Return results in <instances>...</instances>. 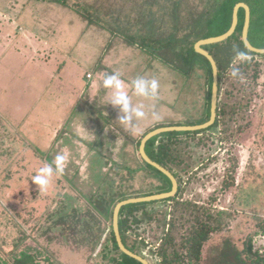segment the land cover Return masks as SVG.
<instances>
[{
  "label": "rangeland",
  "instance_id": "1",
  "mask_svg": "<svg viewBox=\"0 0 264 264\" xmlns=\"http://www.w3.org/2000/svg\"><path fill=\"white\" fill-rule=\"evenodd\" d=\"M68 1L0 0V255L8 264H16L22 251L33 255L34 264H118L122 254L111 239L113 217L102 208L114 209L111 201L119 199L120 191L143 195L160 183L154 173L140 169L143 132L206 115L208 74L200 65L187 73L185 60L175 51L186 50L213 30L210 20L224 0ZM244 2L257 7L254 0ZM85 9L92 13L89 21L80 12ZM262 11H256L255 20ZM260 22L264 27V19ZM250 39L255 42L253 35ZM206 46L218 55L213 44ZM150 48L158 49V56ZM228 52L232 60L223 73L221 100L229 113L210 131L181 135L192 139V146L180 142L172 152L184 180L179 198L224 211L222 228L205 243L201 264H212L227 239L244 257L264 254V55L246 53L248 59L239 62L234 49ZM64 55L71 57L69 68L79 60L78 84L84 92L76 95L67 85L56 84L54 93L63 96L49 100L50 89L39 95L32 91L35 86L41 93L51 76L60 73ZM109 56L117 68L104 72L100 64ZM127 56L132 60L123 67L118 62ZM233 66L240 69L242 80L231 76ZM114 72L125 78L132 103L143 104L146 113L134 129L121 133L114 123L107 125L111 111L100 113L99 105L94 116L95 110L85 111L82 102L94 84L95 93L104 94L103 77ZM137 77L158 81L155 99L134 94L130 85ZM30 92L35 94L33 103L27 100ZM68 98L77 105L65 110L61 103ZM153 112L159 120L152 118ZM57 154L67 155L64 170L41 190L32 179ZM149 209L152 219L141 213L137 222L129 217L128 241L151 264H164L161 248L172 228L174 201L156 202ZM186 230L187 225L180 233ZM183 246L180 238L171 243L168 257L174 251L184 256ZM186 263L187 258L181 264Z\"/></svg>",
  "mask_w": 264,
  "mask_h": 264
},
{
  "label": "trees",
  "instance_id": "2",
  "mask_svg": "<svg viewBox=\"0 0 264 264\" xmlns=\"http://www.w3.org/2000/svg\"><path fill=\"white\" fill-rule=\"evenodd\" d=\"M56 1L61 2L65 5L69 2L68 0H56ZM240 1H245V0H224L221 3L218 10L216 11V18L210 20V24H214L213 25L214 28L211 27L213 30L209 31V33H207L200 39L213 36V35H219L229 30L233 22L234 7ZM246 1L248 2V0ZM254 1L257 7L256 9L251 8L252 17L254 18V20H252L251 22L249 38L253 35L256 43L253 42L251 39L250 41L255 46L264 47V27L260 26L261 24L260 21L264 19V0H254ZM259 4L261 5L260 9L258 8ZM262 9H263L262 11L263 13L260 14L258 16V19L255 20L256 11L258 10L259 12V10L261 11ZM80 12L88 19V21L91 20L92 13L88 12L86 9ZM245 17H246V10L245 8L242 7L239 11V24L237 26L235 33L227 39L226 44L228 45L222 44L221 45L222 47H220L219 44L221 43L213 44L216 47V50H217L216 52L218 53V55H215L212 51H210V49L207 46H204L214 55L218 63V67H219L220 90H219L218 114H217L215 123L212 126L202 129V130L167 131V132H164V133H161L159 135L152 137L146 144V151L150 155V157L154 159L155 161L159 162L160 164H162L163 166H165L166 168H168L178 178V182H179L178 192L173 197L162 199V200L127 204L122 207L121 212H120L119 227H120V232L123 237V240L125 244L131 250L138 252L136 245H132L128 241L127 229L129 226L128 225L129 217L133 216L135 221L137 222L140 219L138 218V216L140 215L139 213H141L142 217L151 216L150 219H152L154 215L150 214L152 212L149 209L150 204H154L160 201L162 202H168L171 200L174 201V210H172L173 217L172 219H170V223H169L172 228L165 235L164 240H163L164 243L162 244L164 245V247L161 248V254L163 255L164 264H181L185 262L186 258L188 259V263L186 264H201L202 252H203V247L205 243L212 237L213 233L217 232L218 229L222 228V224H220V222L222 221L221 216L224 213L222 209H218L213 206H206L203 204H199L195 202L194 200H185V199L181 200L179 198L181 193L183 192L184 180L182 176H180L179 172L175 169L176 168L175 166H177L176 159L178 158V156L176 155L174 157L172 152H173V149L178 147V144L180 142L185 143L186 147L187 146L191 147L193 144V141L192 139H188L189 136L207 132L217 127L218 125L221 124V122H223L222 116L225 117L229 113L226 110L227 103L225 104L221 100L223 73L225 72V70L227 69L228 65L231 63V60H232L231 53L228 52L229 49L231 50L234 49L235 51L238 50L244 53H252L254 55L259 54V53L251 51L243 41L242 31L244 28ZM125 37L127 38L128 43L132 42L130 40L131 35L129 36L125 35ZM197 41L198 40L193 42L192 45L189 46L186 50L183 49V50H180L179 52L175 51L177 52L176 55L181 56L183 60H185L188 66L185 70V71H188L187 73L191 72L196 66L200 65L201 67L205 68L208 74L209 93H208V100H207L208 103H207L206 115L201 120H197L192 123H186L185 125L204 123L208 121L211 116L213 68H212V65L209 59L203 54L196 51L195 44ZM152 49L153 48H150L148 50L149 51L151 50L150 53H153L154 55L158 56L156 53L158 52V49H154V50ZM159 57L167 61L165 57L163 56H159ZM175 66L177 68H180L178 67V65H175ZM100 67L105 68V66H102V65ZM60 72H62V70H60ZM113 118H114V114H113ZM111 124H113L117 128V130L120 131V133L122 131H126L125 127L122 126L119 123V121H117L116 119L113 122H111ZM157 127H160V125L159 126L155 125V126L150 127L148 130L144 131L142 135L144 136L147 132ZM141 130L142 128L133 130V135L136 132H140ZM181 135H187L188 138L180 139ZM177 162H180V161H177ZM140 169L148 170L150 173H154L155 177L160 181V183L156 185L150 191L141 192L140 194L149 195V194L158 193L162 191H170L172 189L173 184H172L171 179L166 174H164L162 171H160L158 168L148 163L144 159H143V165L140 166ZM129 170L131 173H134L136 171L135 169H129ZM133 194L134 193H132L131 195ZM131 195L128 194V191H120L118 192L119 199L116 200L115 198H113L114 200L112 199L111 203L114 202L116 206V204L120 200L131 197ZM133 196H138V195H133ZM212 202L213 200H211V203ZM102 212L107 216L110 215L111 217H113L114 209L113 208L110 209V206L105 205L102 208ZM167 216H168V213H165L164 214V217H165L164 226L167 225ZM186 225H187V230H186L187 233L185 232V234H181L180 231L184 227H186ZM263 231H264V224H263ZM179 238L182 244L184 245L183 246L184 250L186 251V254H184L185 258L182 254H178L176 251L173 252L174 256L169 258L168 257V253H169L168 247L171 243L177 241ZM111 239H113L114 241V244H115L114 246L118 250H120L122 254L121 258L119 259L118 264H143L141 261L129 256L128 254H126L120 249L118 245L117 237L114 231V227H113V219H112V225H111ZM225 242L223 245L218 247L217 254L212 264H257V263L264 264V254H260L259 252L256 251L254 252V255H256V259L254 258L249 259L247 257H244L242 252L239 251L235 245H231L228 239ZM252 250H253L252 245H249V251L251 252ZM0 264H8V260L4 259L1 255H0ZM16 264H34L33 255L29 254L26 251H22L21 256L16 258Z\"/></svg>",
  "mask_w": 264,
  "mask_h": 264
},
{
  "label": "water",
  "instance_id": "3",
  "mask_svg": "<svg viewBox=\"0 0 264 264\" xmlns=\"http://www.w3.org/2000/svg\"><path fill=\"white\" fill-rule=\"evenodd\" d=\"M242 7L245 8L246 10L245 23H244V28L242 32L243 41L251 51L259 53V54H264V47L255 46L250 41L249 34H250V27H251V20H252V11L248 3L244 1H240L234 7L233 22L229 30L219 35H213V36L202 38L198 40L195 44L196 51L206 56L211 62V65L213 68V85H212L210 119L204 123L193 124V125H169V126H162V127L160 126V127L154 128L150 130L149 132H147L141 140V144H140L141 156L143 157L145 161H147L148 163L158 168L160 171H162L164 174H166L171 179L172 184H173L172 189L170 191H162V192L153 193L149 195L131 196V197L120 200L114 208L113 227H114V231H115L120 249L126 254H128L129 256L141 261L143 264H151V263L142 254L131 250L123 241V237L121 235L120 227H119L121 209L123 206L130 204V203L149 202V201L162 200V199L173 197L178 192V189H179L178 178L173 174L172 171H170L168 168H166L165 166H163L162 164H160L159 162L155 161L154 159L150 157V155L146 151V144L152 137L159 135L161 133L167 132V131H196V130H202V129L208 128L215 123L217 114H218L219 90H220L219 67H218V63L214 55L204 46L225 41L235 33L237 26L239 24V11Z\"/></svg>",
  "mask_w": 264,
  "mask_h": 264
},
{
  "label": "clouds",
  "instance_id": "4",
  "mask_svg": "<svg viewBox=\"0 0 264 264\" xmlns=\"http://www.w3.org/2000/svg\"><path fill=\"white\" fill-rule=\"evenodd\" d=\"M235 59L236 61L244 62L248 59V56L246 53L237 50ZM231 76L233 78L243 79L240 69L235 66L231 68ZM130 86L136 96L145 99H155L159 88L156 79H148L145 77H137L131 82ZM102 87L106 90H110L107 104H111L113 107L118 108L117 121L127 129H134V122L143 119L146 115L144 105H134L132 103L128 92L125 90V83L122 81L118 72L105 74L102 80ZM152 118L154 120H159L160 116L156 112H153ZM66 161V154H57L51 164H46L38 170L32 181L39 186L41 190H46L51 177L54 174L63 172Z\"/></svg>",
  "mask_w": 264,
  "mask_h": 264
},
{
  "label": "crops",
  "instance_id": "5",
  "mask_svg": "<svg viewBox=\"0 0 264 264\" xmlns=\"http://www.w3.org/2000/svg\"><path fill=\"white\" fill-rule=\"evenodd\" d=\"M118 45H124V46H127L125 43H118ZM117 49H118V46H117ZM125 54H126V52H127V50H126V47H125ZM59 55H60V53L58 54V58L56 59L57 60V62H58V60H59ZM66 55V54H65ZM64 55V60L62 61V62H64L63 63V65L62 66H60V68H61V70H62V72H60V73H56L53 77L51 76V80L50 81H48V82H46L43 86H44V88H43V86H42V88H41V93H40V88H38V87H35V86H32V91H34L36 94L38 93V95L39 94H42V93H44V91H46V89H50L49 90V100H52V99H55L56 100V98L57 97H55V96H60V97H62L63 95H60V94H55L54 93V91H53V87L54 86H56V84H59L60 85V87L62 86V85H67V88L69 89V93H76V95H77V93H78V90H80L79 91V93H81V92H84V86L82 85V84H78L81 80H82V74L80 75L79 73H80V71L82 70V66L81 65H79L78 64V62H79V60H77V61H74V63H73V67H71V68H69L70 66H72V63L71 62H69V59L71 58L70 56H65ZM0 57H2V55L0 54ZM120 56L118 55V54H116V59L117 58H119ZM113 57L112 56H109L104 62H102L101 64H100V66L102 65V66H106L105 68H103V71L105 72V69H107L108 67H111V68H113V69H116L117 67L114 65V61L115 60H111ZM127 59H129V56H127V58L126 59H123V60H121V62H118L120 65H123V67L125 66V64L127 63ZM129 60H132V59H129ZM128 60V61H129ZM109 63H108V62ZM60 64V63H59ZM126 67V66H125ZM69 68V69H68ZM76 69V73L75 74H73L72 73V71H74ZM79 72V73H78ZM89 74H91V73H89V72H87V75H89ZM79 75V76H78ZM75 77V78H74ZM87 78H93V76H92V74H91V76H87ZM77 80L76 82H74V80ZM101 79V78H100ZM121 79H122V81H124V83L126 82V80H125V78H122L121 77ZM3 81H4V79H3ZM50 82V83H49ZM97 82H99V81H97ZM49 83V84H48ZM70 84H72V85H70ZM50 85H51V88H50ZM48 87V88H47ZM56 87H58V86H56ZM93 89H91V91H89L88 93L85 91V94H86V96H87V98H85V96H83V98H82V102L83 101H85V105H83V107L85 108L84 110L85 111H89V112H93L92 110L94 109L95 110V114H94V116H97V114H98V112H97V110H98V106L99 105H101L103 108H102V112H100V113H104L105 114V110L104 109H106V110H108V111H111V113H112V118L111 119H109L108 120V126L111 124V122H113L115 119L116 120H118V108H115V107H113L111 104H107V101H108V96H109V94H110V90H109V92H108V90H106L105 91V93L104 94H102V93H95V91L97 90V84L95 85L94 84V86L92 87ZM34 92H33V94H31V92L30 93H28V101H29V103H33V101H35V94H34ZM72 96H73V94H72ZM99 98H104V102H101V103H99ZM33 100V101H32ZM72 100H74V99H72ZM62 101V100H61ZM65 101V102H64ZM64 101H62L63 103H61L64 107H65V110H66V107H68V106H71L72 104L74 105V106H76L77 105V101H74L73 103L71 102V98H68V99H65ZM98 107V108H97ZM97 108V109H96ZM104 110V111H103ZM90 113V114H91ZM113 114H114V118H113ZM117 117V118H116ZM111 120V121H110ZM109 122H110V124H109Z\"/></svg>",
  "mask_w": 264,
  "mask_h": 264
},
{
  "label": "flooded vegetation",
  "instance_id": "6",
  "mask_svg": "<svg viewBox=\"0 0 264 264\" xmlns=\"http://www.w3.org/2000/svg\"><path fill=\"white\" fill-rule=\"evenodd\" d=\"M123 241H124V240H123ZM124 243H125V242H124ZM118 245H119V244H118ZM140 254H141V253H140ZM142 255H143L144 257L147 258L146 254L143 253ZM147 259H148V258H147ZM148 260H149V259H148ZM150 263H151V262H150Z\"/></svg>",
  "mask_w": 264,
  "mask_h": 264
},
{
  "label": "built area",
  "instance_id": "7",
  "mask_svg": "<svg viewBox=\"0 0 264 264\" xmlns=\"http://www.w3.org/2000/svg\"><path fill=\"white\" fill-rule=\"evenodd\" d=\"M89 76H91V74H89Z\"/></svg>",
  "mask_w": 264,
  "mask_h": 264
}]
</instances>
